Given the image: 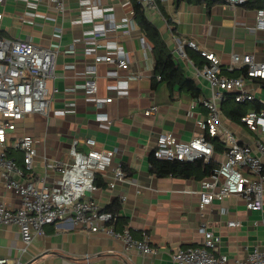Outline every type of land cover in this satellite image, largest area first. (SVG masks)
<instances>
[{
    "label": "crops",
    "instance_id": "obj_1",
    "mask_svg": "<svg viewBox=\"0 0 264 264\" xmlns=\"http://www.w3.org/2000/svg\"><path fill=\"white\" fill-rule=\"evenodd\" d=\"M63 1L64 10H59L51 0H6L1 7L2 37L30 36L38 44L57 50L53 83L59 92L52 101L51 113L48 117L34 113L23 118L12 132L13 139L25 132L35 136L38 154L30 176L39 181L45 177L50 185L55 173L46 171L43 156L69 163L74 138H80L83 150H88L84 144L86 137L96 139L97 149L117 148L113 165L122 162L134 182L112 188L110 176L99 173L93 199L102 209L119 200L117 228L130 227L136 238L147 235L156 252L144 255L137 249L125 251L121 240L68 222L46 225L45 234L37 235L23 252L19 228L12 224L0 225V258L11 262L19 258L26 264H181L172 259L171 252L179 247L202 245L203 222L219 235V249L229 256L231 264L246 256L255 245L264 248V210L247 209L245 198L237 194L217 198L201 208L197 190L204 178L158 176L150 171L149 161L160 133H172L185 141L204 133L197 122L208 112L201 99L211 95V87L199 74L203 64L197 65L178 53L176 37L194 40L200 48L216 53L224 64V72L239 76L243 73L240 67L226 69L231 53H252L257 60L264 61V31H251L256 11L264 7V0H248L247 4L237 6L225 0L210 6L205 0H157L159 11L143 5L176 61L196 85L198 95L180 84L172 89L167 80L156 74L152 44L135 18V0ZM102 23L110 26L106 35L88 39L91 30ZM59 30L61 35L56 36ZM95 43L100 54H113L122 45L131 58L127 69L115 62L97 64L98 94L113 97L99 110L86 99L81 86L87 65L94 61L85 50ZM118 83L127 86L119 89ZM245 84L255 94L253 101H246L247 111H264V79L246 77ZM233 104L222 109L221 103L225 126L242 143L255 146L257 140L264 142L263 131L252 130L232 118L229 112ZM153 105L158 106V111L147 115L146 109ZM99 111L108 114L112 125L106 126L98 119ZM221 142L220 151L214 145L213 159L217 163L225 158L227 148ZM8 154L18 165H24L21 149L9 147ZM0 199L11 207L21 203L20 197L6 188L1 174ZM230 220L241 224L231 226Z\"/></svg>",
    "mask_w": 264,
    "mask_h": 264
},
{
    "label": "built area",
    "instance_id": "obj_2",
    "mask_svg": "<svg viewBox=\"0 0 264 264\" xmlns=\"http://www.w3.org/2000/svg\"><path fill=\"white\" fill-rule=\"evenodd\" d=\"M6 0H0V19L3 17L1 7ZM59 10H64L63 0H51ZM142 5L159 11L157 0H137ZM247 0H225L232 6L242 5ZM92 7H88L91 10ZM101 9V7H100ZM94 10V9H93ZM131 23H133L131 21ZM110 30L107 23L97 24L91 30V38L106 35ZM264 31V7L258 8L252 32ZM61 30L56 31L59 36ZM177 51L186 56V47L200 51L209 62L198 70L206 78L211 95L201 99L207 108L204 118L198 125L204 133L190 140H180L174 134L162 132L158 135L155 155L162 159L194 161L203 159L209 163L215 152L210 137L219 136L227 144L225 158L212 167L209 175L201 182L199 194L200 206L205 208L217 198L229 195H241L246 200V207L252 211L264 210V142L257 140L255 146L242 143L237 135L222 122L221 103L230 92L238 102L253 101L255 94L245 84V78L264 79V61H259L252 53L233 52L226 66L229 71L240 67L243 73L230 76L224 72L220 56L199 47L196 41L176 37ZM97 43L86 48L94 61L87 65L81 86L86 99L102 109L113 101L112 96L101 97L98 94L97 64L103 61L115 62L118 67L127 69L131 58L129 51L119 45L112 54H100ZM57 50L40 45L30 36L8 38L0 35V174L7 189L20 197V205L11 207L0 199V225H17L22 239V251L26 252L37 235L45 234L48 224L68 222L90 232H100L124 243V250L137 249L144 255L153 254L156 249L151 245L147 235L136 238L130 227L117 228L119 213L104 210L93 199L97 190L99 173L110 176V187L119 183H133L122 162L113 165V158L118 149L102 150L95 148L96 139L86 137L84 144L88 150L80 148V138L71 143L69 163H62L46 155L43 161L47 172H54L55 179L50 185L43 177L40 181L31 175L34 158L38 154L37 139L30 132L13 139L12 132L19 121L28 115L40 113L49 116L51 104L59 88L53 83L55 79ZM119 89L126 84L118 83ZM158 106L146 109L147 115L156 113ZM98 119L106 126L112 125L106 112H98ZM241 121L252 130L264 132V111L250 109ZM16 147L24 153V165L8 154L9 147ZM111 171V174L108 172ZM25 176H30L26 177ZM123 196V193H122ZM125 197V196H123ZM231 226H239L238 220H230ZM204 234L202 245L179 247L171 252L175 262L181 264H231L226 253L219 249L220 237L206 223L201 224ZM0 264H26L17 258L12 262L0 258ZM233 264H264V248L255 245L243 258H237Z\"/></svg>",
    "mask_w": 264,
    "mask_h": 264
},
{
    "label": "trees",
    "instance_id": "obj_3",
    "mask_svg": "<svg viewBox=\"0 0 264 264\" xmlns=\"http://www.w3.org/2000/svg\"><path fill=\"white\" fill-rule=\"evenodd\" d=\"M208 6L221 0H205ZM248 0L244 3L247 4ZM262 8V7H259ZM135 18L137 23L142 29V32L148 38L153 48V56L155 61L156 74H158L162 80H167L170 88L173 89L175 84H180L187 91L193 92L198 95V89L193 81L186 76L183 68L176 61L175 56L167 42L163 38L159 28L148 18L143 5L135 0ZM1 35V30H0ZM187 57L193 60L197 65L209 62V60L202 56L200 51L186 47ZM234 103L232 110L229 114L233 119L241 121V118L246 114L245 102H238L235 100L233 93L227 94L226 98L222 101V109L225 108L226 104ZM210 140L215 145V149L220 151L223 149V143L219 136L210 137ZM150 171L157 174L158 176L172 175L175 177H191L197 176L205 178L209 175L212 167L217 162L214 159L211 162L206 163L203 159H197L194 161L178 160V159H162L158 158L153 152L150 156ZM120 208V201L116 200L114 203L106 207L104 210H108L114 213H118ZM120 221V215L118 217V225Z\"/></svg>",
    "mask_w": 264,
    "mask_h": 264
},
{
    "label": "water",
    "instance_id": "obj_4",
    "mask_svg": "<svg viewBox=\"0 0 264 264\" xmlns=\"http://www.w3.org/2000/svg\"><path fill=\"white\" fill-rule=\"evenodd\" d=\"M27 264H30V263H27Z\"/></svg>",
    "mask_w": 264,
    "mask_h": 264
}]
</instances>
